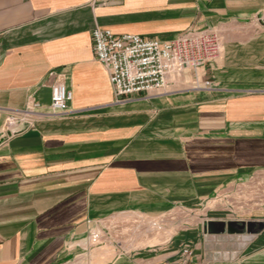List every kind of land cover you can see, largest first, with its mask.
I'll return each instance as SVG.
<instances>
[{"label":"crops","instance_id":"obj_1","mask_svg":"<svg viewBox=\"0 0 264 264\" xmlns=\"http://www.w3.org/2000/svg\"><path fill=\"white\" fill-rule=\"evenodd\" d=\"M97 26L162 41L214 29L223 52L191 69L199 87L182 69L166 91L117 101ZM56 83L66 114L51 111ZM259 173L264 0H0V264H264V229H207L225 221L213 199ZM141 217L186 228L140 248L143 230L117 238Z\"/></svg>","mask_w":264,"mask_h":264},{"label":"built area","instance_id":"obj_2","mask_svg":"<svg viewBox=\"0 0 264 264\" xmlns=\"http://www.w3.org/2000/svg\"><path fill=\"white\" fill-rule=\"evenodd\" d=\"M92 40L96 58L109 72L117 101L166 91L176 72L187 68L198 70L223 52L220 33L214 29L192 30L162 41L139 34L117 35L111 29L97 26L92 31ZM72 97L65 84H54L52 113H68ZM25 112L34 113V110ZM100 238L94 234L93 241ZM184 252L190 251L185 248Z\"/></svg>","mask_w":264,"mask_h":264},{"label":"rangeland","instance_id":"obj_3","mask_svg":"<svg viewBox=\"0 0 264 264\" xmlns=\"http://www.w3.org/2000/svg\"><path fill=\"white\" fill-rule=\"evenodd\" d=\"M186 70L187 72L185 73V75L187 76L186 77L187 82L183 85V87L184 88L191 86L199 87L197 82H195L196 84L193 83L192 76L194 74L192 73L191 68H187ZM21 116L29 118L25 116V114H21ZM16 121L17 118L15 120L9 121V126L12 127L13 125H15ZM14 131L15 130H12L11 132ZM255 177L256 178L253 181H250L247 184L239 185L236 188L230 187L229 189L223 190L219 197L213 199V201L211 202V206L214 209L216 210L219 209L221 211L219 214L220 216L222 215L225 218V221H230V220L250 221L256 218L259 219L264 218V175L259 173ZM178 214L175 215L176 219L180 217V213ZM200 219H201V211L191 213L189 218V223L190 225L195 224ZM133 224L134 227L123 229L120 232L121 234H117L118 235L117 238L121 239V237H125L126 239H128L131 238L132 235H136L137 230L138 231L143 230L142 231L143 232L142 237L144 236L143 240L133 245V247H138V248L145 247L150 244L158 243L159 241H157V239L159 240V238L161 239L165 235H169L170 233L173 234L186 228L177 220L173 221L172 225L170 224L169 226L168 221L163 222L162 219H149L142 217L141 219H138L136 223L133 222ZM94 234H98L101 238L98 239V241H93ZM91 236H92L91 237L92 242L94 244H98L102 241L103 237L105 236V231L103 228H97ZM225 245L227 247L226 248L227 250L225 251V253H223V257H228L230 255V253H228L229 252L228 250L231 247L230 242L229 241L226 242ZM185 248L189 249L190 252L188 254L184 252ZM182 254L185 257H188L192 254V249L190 244H184L182 249Z\"/></svg>","mask_w":264,"mask_h":264},{"label":"water","instance_id":"obj_4","mask_svg":"<svg viewBox=\"0 0 264 264\" xmlns=\"http://www.w3.org/2000/svg\"><path fill=\"white\" fill-rule=\"evenodd\" d=\"M207 229L210 233H228V234H257L264 229L263 221H244V220H230V221H215L208 222Z\"/></svg>","mask_w":264,"mask_h":264},{"label":"bare ground","instance_id":"obj_5","mask_svg":"<svg viewBox=\"0 0 264 264\" xmlns=\"http://www.w3.org/2000/svg\"><path fill=\"white\" fill-rule=\"evenodd\" d=\"M254 189V188H253ZM260 190V189H259ZM262 191V190H261ZM253 194V193H252ZM250 195V194H249ZM262 197H263V195H262ZM257 198V197H256ZM250 199V198H249ZM252 199H253V196H252ZM172 235V233H170L169 235H165V236H163L162 238H161V240L163 241V240H167L168 239V237L169 236H171ZM249 235V234H248ZM247 235V236H248ZM123 239V238H122ZM121 240V239H120ZM158 241V240H157Z\"/></svg>","mask_w":264,"mask_h":264}]
</instances>
